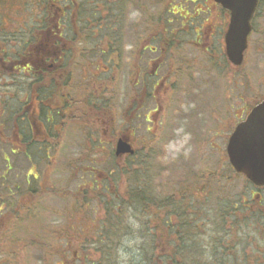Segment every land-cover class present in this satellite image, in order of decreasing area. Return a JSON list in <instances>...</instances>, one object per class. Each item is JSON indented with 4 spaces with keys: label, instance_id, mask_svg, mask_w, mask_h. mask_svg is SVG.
Instances as JSON below:
<instances>
[{
    "label": "rangeland",
    "instance_id": "obj_1",
    "mask_svg": "<svg viewBox=\"0 0 264 264\" xmlns=\"http://www.w3.org/2000/svg\"><path fill=\"white\" fill-rule=\"evenodd\" d=\"M6 1L7 4L0 7V33L4 34L16 32L23 26V17L29 25L39 21L40 10H35L30 4L45 0ZM168 2L133 0L127 23H136L139 27L137 33L145 35L144 25L141 27L140 24L148 17L159 18ZM253 22L254 34L248 44L245 61L236 72L223 75L225 64L218 62L216 69L221 73L218 76L200 74L169 83L171 91L168 98L162 87L154 93L148 81L146 86L138 88L139 99L133 104L135 88L127 74L116 73L113 64L110 67L105 63L107 60L103 61L98 56L89 59L86 56L82 58L84 63L77 61L79 70L71 69L70 84L78 86L72 89L78 105L58 117L61 125L50 131L55 137H48L47 131L40 130L39 138L44 139V146L36 152L34 158L37 163L25 161L21 154L12 155V150L16 153L21 150L15 141L13 144H8L9 140L0 142V176L7 175L5 182L9 186L18 183L26 190L25 177H36L34 186L43 191L40 199L32 204L31 212L37 217L36 223L33 217H26L27 211L23 217L21 208L19 213L11 216L5 206L0 212V264H143V255L138 249L142 247L144 255L149 257L153 234L160 239H170L164 231L163 222L167 216L174 224L178 223L175 211L167 206L170 204L167 197L181 202L187 215L193 216V225H198L194 239L202 257L229 243L236 245L237 252L246 250L241 256H248L249 264L254 263L260 253L264 254V232L258 230L250 219L243 239L235 238L239 225H231L233 229L230 231V224L207 220L211 218L208 206H216L217 201L225 204L226 198L223 197L232 200L249 189L241 176L236 177L231 172L226 145L239 120L264 99V0ZM128 32L126 45L130 40ZM153 32L159 30L154 29ZM8 44L13 45V42ZM5 48L6 43H1L0 50ZM2 57L0 55V59ZM124 68L128 73V64ZM0 69L8 73L1 64ZM14 82L16 79L0 74V106L3 108L5 102L8 104V107L4 105L6 113H0V122L9 127L6 135L0 136L4 138L11 134L13 128V123L8 121V110H16L19 103L29 100L27 94L30 93L23 96L21 89L20 93L5 88L8 85L11 89ZM67 89H60V92L65 93ZM152 92L154 99H150ZM146 95L148 99H144ZM85 100L97 111L86 106ZM26 110L31 111V106L28 105ZM149 110L152 113L146 123L144 115ZM23 114L25 119L29 117L28 113ZM38 128L42 129L41 126ZM122 136L129 138L137 154L131 160V167L137 170L135 164H148V180L163 201L149 204L148 210L124 212L122 225L123 228L129 226L131 233L121 237L118 234L114 246L106 248L102 230L106 220L104 200L109 201L113 197L123 199L128 187L127 176L123 173L127 170L124 168L128 167L129 157L115 159L112 156L115 142ZM46 137L48 144L44 143ZM8 153L12 167L5 172L8 160L5 154ZM114 167L118 168L115 177L107 178L109 170L113 171ZM208 186L213 188L211 193L205 189ZM223 186L230 188L225 192L219 189ZM85 191L87 200L84 199ZM25 205L26 201L23 206L27 207ZM198 215L204 216L199 218ZM228 231L229 236L226 234ZM223 232L222 236L226 237L219 239V246L217 234ZM160 251L158 247L153 252L154 256L159 257ZM170 251L166 245L162 248L165 254ZM155 258V264H160Z\"/></svg>",
    "mask_w": 264,
    "mask_h": 264
},
{
    "label": "trees",
    "instance_id": "obj_2",
    "mask_svg": "<svg viewBox=\"0 0 264 264\" xmlns=\"http://www.w3.org/2000/svg\"><path fill=\"white\" fill-rule=\"evenodd\" d=\"M119 1L122 3L124 0ZM88 2L95 4L94 6L91 5L87 11H82L83 13L80 16V19L78 18V20L72 23L73 25L69 31H62L60 34L54 32V28H52V12L50 7L51 0H45L42 3L37 1L35 4H30L33 8L35 7V10H40L39 21L36 20L33 24L29 25L28 20L23 17V26H21L16 32L6 34L0 33V44L6 43V48L0 50V55L3 56L2 59L8 62L14 61L13 63L15 66L18 67L16 72L14 71L8 73H4V71L0 69V74L2 77H8L9 75L12 77V79H16V82H14V84L11 86V89H9L8 85H6L5 88L8 89V91L12 90V92L18 91L20 93L22 90L23 96L26 92L30 93L27 94L29 96V100H24L22 103H19L17 109L13 110L14 112L11 109L8 110L7 114L10 115L8 121L13 123L12 132L9 136H6V138L3 136L0 137V142L3 143V141L5 142V140H9V142L7 141L8 144H13L15 141L14 144L19 145L18 147L22 151L17 150L18 153H16L15 150H12L10 153L15 156L21 154L25 161L29 163H37L34 158L36 152L41 151L40 149H42V145L44 146V139L39 138L40 130L47 131L48 137H55L54 135H51L50 131H53L56 125H61L59 122V118L62 116L61 113L64 111L68 112V110H72V108L78 105V99L73 98V95H76L74 92H72V89H76L77 85L73 86L70 84L72 79L71 69H73V67L75 69L78 68V62H83L82 58L86 56L88 59L90 57L92 58V56H98L100 46H97V42L100 39H105L111 42H123L126 40V33L128 31L126 28L127 26H124L123 24L124 22H121L119 24L120 26L117 25L113 27H109V24L106 23L104 29L100 31L101 27L99 28L98 24L99 17L96 15V6L99 1L88 0ZM6 4V0H0V7L5 6ZM27 4L28 2L24 4L25 8L23 13L25 14L27 11ZM35 12L36 11H33V13ZM121 15L122 14L120 13V18ZM112 16H106L105 20H107L109 17V19H111ZM57 37H60V41L64 43H71V47L69 46L71 50H65L66 52L63 53V57H65L64 62H66L68 66V71L64 77L61 79L55 78L52 71L48 69H34L24 75L21 64L25 61H33L34 57H49L51 49L50 46L52 43H54V40H57ZM10 42H13V45L8 44ZM111 47L112 46H110V48L108 47L109 51H111ZM109 56V54H105L104 60H107L105 63H107L110 67H112L110 64H113L114 68L115 65L113 63V58H110ZM0 64L2 65V63ZM17 75H20V80L17 78ZM57 83H60L61 86H59ZM63 88H68V91L61 93L60 89ZM69 89L71 92H69ZM54 90H56V92H52ZM102 92L100 94H102ZM92 94L94 93L92 92ZM84 102L86 103V106L92 107L97 111V109L91 106L89 101L85 100ZM3 104L5 106L7 105L6 107H8L7 102ZM4 105L3 108L2 105L0 106V113L3 115L6 113ZM28 105L31 106V111L26 110ZM23 113H28L29 117L25 119ZM3 124V121H1L0 136L6 135V132L9 128ZM38 126H41L42 129H39ZM58 129L60 130L61 127ZM48 137H46L47 140L44 142L46 144L49 143ZM98 143H100V141H98ZM8 154H5L7 155L8 159V167L6 166L5 172H9L12 167V164L10 163V154ZM136 155L137 154L128 158V167L124 168L127 170L124 171L123 174L127 176L126 178L128 179V187L125 197L123 199H117V197L115 199L113 197L109 201L104 200L106 220L104 222V229H102L104 234H102L106 237V248H109L111 245L114 246V240L118 234L121 237L122 235H125V233L126 235L131 233V228H129V226L123 228L122 225L124 222V212L129 210L132 211L133 209L148 210L150 208L149 204H155L157 201H163V198H161V196L155 192L156 188L152 185L151 181L148 180V164L146 162H139L135 164L137 166V170L131 167L133 164L131 160L136 157ZM44 157L47 158L48 155H44ZM112 170L113 171L109 170V174L106 176L107 178L115 177L118 168L114 167ZM5 177H7L6 174H1L0 176V212L5 206L6 210L9 209L7 213H9L10 216L15 212L19 213L22 210L24 215L23 217H25V211H27L28 215H26V217H33V219L37 218L33 216L31 212L33 208V202H36L37 199L39 200L41 193H43L42 189L40 191L34 186L37 178L32 177L29 179L28 177H25L27 179H25V183L27 185L25 190V186L22 187V185L18 183L15 186H9L5 182ZM29 185L32 187V189ZM86 197H88V194L85 191V200L88 199ZM166 200H169L170 203L167 205L168 208L175 211L174 215L176 216L178 223L174 224L172 219H169V216H167L165 222H163L164 226L166 227V230L164 231L167 232V234L170 236V239H160L153 234L152 245L150 248L151 253H149V257L147 252V257L144 255L145 251L142 247L138 249V251L143 255V264L144 261L148 262L147 264H155V257V260L160 262V264H195V259L199 255V250H197L198 247L194 239L195 234H197L196 227L198 225H193V222L195 223L193 216L187 215L186 210L183 208V206H181V202H177L173 198L169 197H167ZM25 201V206L27 207L23 206ZM160 207L162 206L160 205ZM36 220L37 219H35L34 222ZM162 240H165V243H163ZM217 243L220 246L219 239H217ZM165 245L169 250H171L170 253L165 254L162 252V248L165 247ZM156 247H159L161 250L159 257L154 256L153 254V252L157 249ZM220 247V250H225L227 246L221 245Z\"/></svg>",
    "mask_w": 264,
    "mask_h": 264
},
{
    "label": "flooded vegetation",
    "instance_id": "obj_3",
    "mask_svg": "<svg viewBox=\"0 0 264 264\" xmlns=\"http://www.w3.org/2000/svg\"><path fill=\"white\" fill-rule=\"evenodd\" d=\"M98 1L96 15L99 17L100 31L104 29L106 23L109 24V27H113L121 22H124V26H127V31H129L128 45H126L127 41L111 42L100 39L97 46H100L99 59L104 61L105 54H109L116 66V68L114 67L115 72L120 75L127 74L133 82L135 88L133 89V104L139 99L138 88L146 86L145 83L148 81L151 82L154 93L158 87H162L165 89V97L168 98L171 91V84L169 83L200 74L218 76L221 74L216 69L218 62L222 61L225 64L223 75L228 76L239 69L234 68L225 55V34L229 24V13L214 0H169L159 18L148 17L147 20L143 21V24H140L141 27L144 25L146 31L143 36L137 33L136 29L139 27L136 26V23H127V17L132 12L133 0H124L122 3L119 0ZM261 2L262 0H259V7ZM94 4L88 0H51L54 32L60 34L62 31L71 30L72 23L78 18L80 19L81 14L85 12L84 10L87 11ZM119 12L122 14L121 18ZM106 16H112V18L109 19V17L105 20ZM154 29L159 30V32H153ZM253 34L254 26L252 24L248 44ZM141 37L143 39H140ZM131 38L136 39L131 40ZM70 44L60 41V37H57V40H54L50 46V56L47 58L37 57L35 61H25L21 64L23 73L26 74L34 69H48L52 71L55 78L61 79L68 71L63 53L70 49ZM110 46H112L111 51L108 50ZM0 62L2 63V60ZM125 64L129 66L128 73L124 68ZM2 67L10 72L16 70L15 64L5 66L2 63ZM123 70L125 71L122 72ZM52 92H56V90ZM153 92L150 99L155 98ZM145 98L148 99V95ZM158 109L159 105H157V111ZM151 113L149 110L144 115L146 123H148ZM242 120L244 118L240 119L239 122ZM248 187L247 192L249 193L241 192L232 200L225 196L223 197L226 198L225 204L217 201L216 206H208L211 210L208 214L212 220L211 218H207V220L220 224H230V226L239 225L235 238H244L249 219L255 222L258 230L264 232V186H254L248 183ZM229 188V186L219 187L225 192ZM205 189L208 190H206L208 193L213 191V188L209 186ZM198 201L201 203L200 200ZM200 216L199 218H201ZM232 229L231 226L230 231ZM223 234L225 233H218L217 238H212H225L226 236H222ZM226 234L229 236V231ZM226 246L225 250H212L210 253L204 254L203 258L198 251L199 255L195 259V264H249L248 256H241L246 253L245 249L237 252L236 245L229 243ZM252 264H264V254L260 253Z\"/></svg>",
    "mask_w": 264,
    "mask_h": 264
},
{
    "label": "water",
    "instance_id": "obj_4",
    "mask_svg": "<svg viewBox=\"0 0 264 264\" xmlns=\"http://www.w3.org/2000/svg\"><path fill=\"white\" fill-rule=\"evenodd\" d=\"M230 11V23L225 37L226 55L234 66H240L251 31V19L258 0H215ZM230 165L256 186H264V101L251 109L246 120L237 125L226 148ZM131 145L119 139L115 155H132Z\"/></svg>",
    "mask_w": 264,
    "mask_h": 264
}]
</instances>
